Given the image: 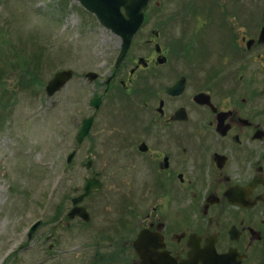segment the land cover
<instances>
[{
	"label": "flooded vegetation",
	"instance_id": "af4514ba",
	"mask_svg": "<svg viewBox=\"0 0 264 264\" xmlns=\"http://www.w3.org/2000/svg\"><path fill=\"white\" fill-rule=\"evenodd\" d=\"M153 4L147 47L119 64L102 48L83 75L79 131L93 122L66 223L85 264H264V0H149L133 41ZM89 178L88 217H71Z\"/></svg>",
	"mask_w": 264,
	"mask_h": 264
},
{
	"label": "rangeland",
	"instance_id": "374dc122",
	"mask_svg": "<svg viewBox=\"0 0 264 264\" xmlns=\"http://www.w3.org/2000/svg\"><path fill=\"white\" fill-rule=\"evenodd\" d=\"M65 1L0 0V264L86 263L84 232L77 222L66 223L70 197L85 182L86 152L76 141L90 88L83 75L96 52L121 42L75 0ZM156 29L162 30L160 9L153 4L132 47H147ZM27 66L36 68L37 83H23L33 77ZM68 68L73 78L50 97L48 81ZM110 186L95 192L90 204L106 198ZM38 219L42 224L29 236Z\"/></svg>",
	"mask_w": 264,
	"mask_h": 264
},
{
	"label": "water",
	"instance_id": "95a60500",
	"mask_svg": "<svg viewBox=\"0 0 264 264\" xmlns=\"http://www.w3.org/2000/svg\"><path fill=\"white\" fill-rule=\"evenodd\" d=\"M83 5L94 12L99 22L110 28L121 39L122 51L118 58L117 64L121 62L128 48L131 46L132 40L141 27L145 13L144 9L149 0H81ZM90 72L89 74H91ZM72 69H62L57 71L46 85L47 94L52 97L56 92L60 91L73 77ZM92 78V76H91ZM55 102V101H53ZM93 118L90 117L84 121V124L77 135V141H83L85 135L89 132ZM76 151H72L68 155V162H71ZM101 186V182L96 178H89L85 184V190L82 194L74 197L73 201L76 204L69 215L73 217L78 214L84 217L87 216L86 209L77 205L85 196H87L94 188ZM42 220L37 221L29 230L31 236L37 228L42 224Z\"/></svg>",
	"mask_w": 264,
	"mask_h": 264
},
{
	"label": "trees",
	"instance_id": "16d2710c",
	"mask_svg": "<svg viewBox=\"0 0 264 264\" xmlns=\"http://www.w3.org/2000/svg\"><path fill=\"white\" fill-rule=\"evenodd\" d=\"M14 52V54L15 55H17V57H18V61L20 60L19 59V53L17 52V51H13ZM11 53V52H10ZM9 53V54H10ZM23 57V56H22ZM22 61H24V62H30L28 59H27V57L25 56L24 58H22ZM11 62H15V60H11ZM29 65V64H28ZM26 71V75H28V74H31V75H33V77H31L30 79H31V81H29L28 82V80L26 79V78H22V81H23V83H37V81H38V77L34 74V72H35V70H36V68H29V66H27L26 67V69H25ZM29 78V77H28Z\"/></svg>",
	"mask_w": 264,
	"mask_h": 264
}]
</instances>
